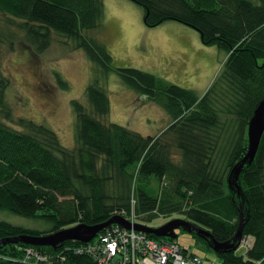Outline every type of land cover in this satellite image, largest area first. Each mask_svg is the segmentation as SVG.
<instances>
[{"label": "trees", "instance_id": "16d2710c", "mask_svg": "<svg viewBox=\"0 0 264 264\" xmlns=\"http://www.w3.org/2000/svg\"><path fill=\"white\" fill-rule=\"evenodd\" d=\"M131 1L143 9L146 26L176 21L197 30L204 45L225 51L202 95L138 68L114 66L105 45L82 33L100 24L103 0H0V47L8 42L13 50L20 41L39 53L56 32L61 41L82 49L96 68L85 89L87 106L71 101L72 148L32 120L19 117L21 128L5 122L12 118L5 97L10 82L0 69V211L49 225L42 230L0 220V238L47 235L115 215L133 214L140 223L178 213L225 242L237 231L241 216L242 237L252 241L243 254L236 252L239 246L216 253L207 240L191 235L216 262L264 264V130L252 162L237 177L230 174L247 151V125L264 96V0ZM111 71L145 101L166 110L170 118L163 131L143 135L101 121L110 110L103 82ZM56 79L67 87L57 74ZM80 244L0 245V264H14L28 246L50 255L52 264H89L87 257L65 250ZM179 247L184 255L198 256ZM59 255L65 260L58 261Z\"/></svg>", "mask_w": 264, "mask_h": 264}, {"label": "rangeland", "instance_id": "374dc122", "mask_svg": "<svg viewBox=\"0 0 264 264\" xmlns=\"http://www.w3.org/2000/svg\"><path fill=\"white\" fill-rule=\"evenodd\" d=\"M103 3L104 15L100 24L82 33L105 45L113 57L114 66L134 67L153 73L194 90L198 96L205 92L221 66L223 59L220 53L223 50L215 45H204L197 30L176 21L146 26L143 9L131 0H103ZM73 43L65 39L61 41L59 34L54 32L49 46L39 53L20 41L15 42L13 50H9L8 42L0 47V69L10 82L5 97L12 111V118L5 122L21 128L17 119L22 117L47 126L68 148L75 143L71 101L76 99L87 106L85 89L96 71L85 52ZM56 74L67 87H60ZM103 83L110 110L101 118L102 122L123 125L143 135H156L167 127L170 116L166 110L157 103L145 101L115 72H109ZM151 186L153 191L157 190L155 182ZM174 218H181V215H158L152 221H140V224L158 227ZM0 220L42 230L49 228L47 223L7 211H0ZM175 233L177 238L174 242L178 245L200 257L216 259L190 233L180 229ZM163 238L167 239L160 237ZM246 241L252 242L251 238H246ZM86 243L81 242L80 245ZM246 249V245L240 244L236 252L243 254ZM40 252V255L45 253Z\"/></svg>", "mask_w": 264, "mask_h": 264}, {"label": "built area", "instance_id": "2783aa9c", "mask_svg": "<svg viewBox=\"0 0 264 264\" xmlns=\"http://www.w3.org/2000/svg\"><path fill=\"white\" fill-rule=\"evenodd\" d=\"M120 212L123 215V210ZM125 219L131 223L135 221L133 214ZM103 230L86 244L72 248L66 246L65 250L73 256L87 257L89 264H204L205 259L199 256L184 255L174 241L165 238L154 239L143 232L126 229L119 224H112ZM244 242L247 246L251 244L246 239ZM40 253L39 250L28 246L14 264H52L50 255ZM57 260L64 261L65 256L59 255ZM207 264L222 263L208 260Z\"/></svg>", "mask_w": 264, "mask_h": 264}, {"label": "water", "instance_id": "95a60500", "mask_svg": "<svg viewBox=\"0 0 264 264\" xmlns=\"http://www.w3.org/2000/svg\"><path fill=\"white\" fill-rule=\"evenodd\" d=\"M263 130H264V96L253 110V113L247 125V151L243 156V158L241 159V161L232 168L230 174L237 177L242 166L245 163L252 162L255 153L257 151ZM111 224H119L120 226L126 229L132 228L134 230L143 232L145 234H151L156 237H167L171 239L175 238L176 236L175 230L181 229L190 234L194 233L195 235L207 240L209 247L216 253L231 249L235 250L244 241V237H242L241 216L237 231L231 237V239L225 242H218L214 240L211 234L207 232L204 228L185 219L174 218L158 227H150L140 223H131L125 218L115 215L102 223H97L93 225L79 223L72 227H68L47 235H41V236L21 235L12 238H0V245L22 242L29 245L50 246L52 248H56L58 245L62 244L64 241L67 240L88 242L93 237H95L101 230L105 229Z\"/></svg>", "mask_w": 264, "mask_h": 264}, {"label": "crops", "instance_id": "0c3cea01", "mask_svg": "<svg viewBox=\"0 0 264 264\" xmlns=\"http://www.w3.org/2000/svg\"><path fill=\"white\" fill-rule=\"evenodd\" d=\"M175 44V43H174ZM172 51V50H171ZM220 57H221V59H225V57H226V53H225V51H222L221 53H220ZM223 60H222V62H223ZM215 69H216V66H215ZM218 70H219V68H218ZM218 70H217V72H218ZM216 72V73H217ZM216 75V74H215ZM210 78L212 77V75L211 76H209ZM215 77V76H214ZM210 78H209V80H210ZM169 122V121H168Z\"/></svg>", "mask_w": 264, "mask_h": 264}, {"label": "bare ground", "instance_id": "6f19581e", "mask_svg": "<svg viewBox=\"0 0 264 264\" xmlns=\"http://www.w3.org/2000/svg\"><path fill=\"white\" fill-rule=\"evenodd\" d=\"M246 238H248V237H244V240H245ZM154 239H155V238H154ZM241 244L246 245L244 241H243ZM36 246H37V245H36ZM32 247L35 248V246H32ZM246 247H249V246L246 245ZM35 249H36V248H35Z\"/></svg>", "mask_w": 264, "mask_h": 264}]
</instances>
